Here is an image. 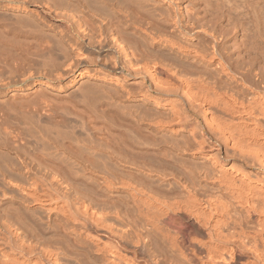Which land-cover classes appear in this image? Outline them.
I'll list each match as a JSON object with an SVG mask.
<instances>
[{"label": "bare ground", "instance_id": "obj_1", "mask_svg": "<svg viewBox=\"0 0 264 264\" xmlns=\"http://www.w3.org/2000/svg\"><path fill=\"white\" fill-rule=\"evenodd\" d=\"M0 264H264V0H0Z\"/></svg>", "mask_w": 264, "mask_h": 264}]
</instances>
